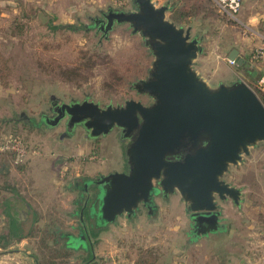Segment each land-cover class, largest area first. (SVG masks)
Wrapping results in <instances>:
<instances>
[{"label": "rangeland", "instance_id": "rangeland-1", "mask_svg": "<svg viewBox=\"0 0 264 264\" xmlns=\"http://www.w3.org/2000/svg\"><path fill=\"white\" fill-rule=\"evenodd\" d=\"M164 2L188 11L187 22L181 26L190 27L191 36L199 40L200 58L205 62L198 69L209 73V81L224 72L238 75L262 96L258 91L264 89L257 82L264 77V58L256 60L253 55L264 47V0H242L237 21L222 14L214 0L156 1ZM131 9V0H0V55L8 75L7 84H0V141L16 136L34 151L24 159L33 157L30 164L12 168L10 155L0 156V213L14 205L13 195L36 209V214L30 210L32 224L25 226L23 237L10 233L11 221L4 217L0 234L8 235L13 243L7 250L22 251L16 254L20 264L26 263L27 254L32 256L28 264H129L127 254L137 248L154 250L157 264H264L261 192L258 205L249 195L237 208L217 201L219 232L198 237L178 194L155 197L150 213L140 206L131 219L123 214L103 229L84 216L89 237H100L98 251L89 255L68 249L67 258L57 256L65 252L66 237L86 244L78 234L84 199L79 190L89 180L109 174L103 161L114 159V140L120 134L114 129L109 136L90 139L77 126L71 136L64 119L52 124L56 115L50 108L53 101L57 105L89 101L101 108L122 106L128 100L151 103L134 88L147 77L152 61L141 38L131 34L125 24L109 31L106 23L91 25L94 20L102 22L101 14L109 10ZM250 14H256V19L247 17ZM167 17L170 20L169 14ZM233 49L238 51L237 59L229 62L227 56ZM238 59L259 78L241 77L245 67L238 65ZM43 116L47 124L42 122ZM54 173L58 179L52 186L48 180ZM89 193L91 200L94 191ZM8 261L10 258L3 257L0 264Z\"/></svg>", "mask_w": 264, "mask_h": 264}, {"label": "water", "instance_id": "water-1", "mask_svg": "<svg viewBox=\"0 0 264 264\" xmlns=\"http://www.w3.org/2000/svg\"><path fill=\"white\" fill-rule=\"evenodd\" d=\"M131 3L130 11L109 10L102 17L107 31L127 25L151 54L147 77L134 84L151 103L128 100L105 108L89 101L62 104L52 124L64 119L68 129L79 126L89 138L118 129L125 141L127 171L109 173L96 182L99 225L134 215L159 193H177L188 212L212 221L217 229V201L238 206L242 196L224 177L251 149L264 144V105L241 80L211 85L197 73L202 46L190 27L168 19L167 4ZM237 55L233 49L227 59L233 62Z\"/></svg>", "mask_w": 264, "mask_h": 264}, {"label": "crops", "instance_id": "crops-1", "mask_svg": "<svg viewBox=\"0 0 264 264\" xmlns=\"http://www.w3.org/2000/svg\"><path fill=\"white\" fill-rule=\"evenodd\" d=\"M152 1L156 5H164V4L169 5L170 10H169L168 14H170V11L172 10L173 6L172 5L170 6V4H168V2H164L162 4L161 3L157 4L156 3L157 0H152ZM247 17H250L251 20L253 21L256 19L257 15L256 14H250V16L247 15ZM176 25L181 26L179 24H176ZM237 53H238V51H237ZM204 62L205 61L202 60L200 58V55H199V57L197 58V60L195 62V69H196L197 73L202 78H204L209 84H211V85H217L219 83L230 84L234 80H240V78L238 79V77H237L238 75H229V73L224 72V73H221L222 77L215 80L214 82H211V81H209V79H210L209 73L204 74L203 72H201L198 69V66L200 65L202 67ZM238 65H243V64L241 62V63H238ZM211 67L214 70L213 72L217 71V73H218V69H217V67L215 68V65H211ZM245 69H248V68L245 67ZM247 71H249V69ZM242 72H243V74H241V72L239 74L241 77L243 75H244L243 78L249 77V72L246 73L244 69ZM249 78H251V77H249ZM258 78H259V75H256V77L254 79L257 80ZM106 136H109V134ZM114 141H116L115 150H114L115 157L113 160L107 159L105 164H104L105 161H103V165H102L103 168L105 167V169L110 168L111 173L112 172H121L123 169V166H125V156H124V151H123L124 144L120 139H116ZM30 158H28L26 161H24V163H22L21 165L25 166L27 164H30L33 157L31 159ZM15 165H17V164L14 163V159L12 158V160H11V158H10L9 166H11V168H12V166H15ZM99 170H100V168H99ZM263 171H264V144H260V145H258L255 148L250 150L249 155L243 159V163L241 165H239L237 167L230 168L229 173H228L227 178H226V181L229 182L231 185L241 189V191H242L241 201H242V199H244V196L249 195V197L251 198V201L252 202L257 201V205H258V202H260V200H261L260 199V192H261V195L264 194L262 191V190H264V176H263L264 174H263ZM52 173H53V171H52ZM56 173H54V175L52 174V177H50L49 178L50 180H48V182L50 184H52V186L56 185V183H57L58 178H57ZM0 184H2V183H0ZM11 189H14V187L11 186ZM2 190H3V188L0 187V192H2ZM12 195H13V193L11 194V196ZM11 201L13 203L15 202L14 205H12L11 207H7V208L5 207L4 208V211H5L4 214L0 213V224H2L6 220L4 217L7 215V217L11 221V224L14 223V224H16V226H23V224L19 223L20 220L24 217L21 212H26L28 214V219H30L29 225L32 224V219H33L34 215L32 214V212L30 210H32L36 214V209L31 208L30 204L25 203L24 199L22 197H20L19 195L18 196L13 195V199H11ZM225 204L231 205L235 208H237L239 206V205L238 206L233 205L230 201H226ZM262 204H263V201H262ZM223 207H224V205H223ZM16 213L19 214V216H17ZM19 218H21V219H19ZM10 233H12V235L14 234L13 232H10ZM10 236H11V234H10ZM8 238H9L8 235L6 237H4L2 234H0V254H3V253L5 254V255L0 256V259H2L3 257H7V258H10V261H8L7 264H20L19 260H18L20 257H16V254H18V253L21 254L22 251H20V250H12V251L7 250L8 248H12L11 245L13 244L11 242H10L11 244L9 243ZM99 241H100L99 235H94L92 237V240H91L92 250H95L96 249L95 247H98L97 245H98ZM95 251H98V250H95ZM30 257H32V256L27 254L26 258H25L26 263H22V264H28L27 262H29V259L32 260ZM32 264H34V263H32ZM129 264H132V262L130 260H129Z\"/></svg>", "mask_w": 264, "mask_h": 264}, {"label": "flooded vegetation", "instance_id": "flooded-vegetation-1", "mask_svg": "<svg viewBox=\"0 0 264 264\" xmlns=\"http://www.w3.org/2000/svg\"><path fill=\"white\" fill-rule=\"evenodd\" d=\"M101 20H102L101 23H97L98 27L102 26L103 24H105V20H104V17H102V14H101ZM92 23L94 24L95 21H92ZM99 30L105 35L106 32L103 29L101 30V28H99ZM61 105L62 104L57 105L55 101L52 102V106H51L50 110L53 112L54 116L56 115V110L59 109V107ZM41 120H42V122L47 124L46 118L44 116L41 117ZM65 128H66L67 131L71 132V130L68 129L67 126H66V121H65ZM75 129L76 128H74V130ZM74 130L72 132H74ZM70 135L72 136L73 133L70 134ZM86 137H88V135ZM100 137H98V138H100ZM90 139H96V138H90ZM117 139H120L123 142V144H124L123 151H124V156H125V142H124V140L121 139L120 135H119V137ZM127 168H128V166H127V160H126V156H125V166H123V169H122L121 172H126ZM227 175L224 177L225 180L227 178ZM97 180L98 179L89 180L90 184L89 185L88 184L87 185L84 184L83 188H80V190H79V191H81L80 194H81L82 197H84V199H83L82 204L80 205V213H79V220H80V224L79 225L80 226H79L78 234L83 236V239H85L86 244L85 243L83 244L82 240H78V241L71 240V241H69L68 237H66L67 242H65L66 245H68L70 249L82 252L83 254L87 253L89 255H91V252L93 251L92 250V244H91L92 236L89 237V234H88L87 227H86V224L84 222V219H83L84 217L83 216H86L92 223L94 221H97V217H96V214H95L96 208H94V205H95L94 203L95 202H96V206H97L98 194L100 192V186L96 183ZM157 185H158V183L154 182V186L158 187ZM91 189H92V191H94V194L91 195L92 198L90 200L89 191ZM82 194H84V195H82ZM175 194H177V193H173V194H169V195H163L162 193H159L156 196H154V198L158 197V196L161 197V198H166L167 196H174ZM152 204H153V201H152ZM152 204L150 206H147V205L146 206L140 205V206H142L143 208L147 209V211L150 213L152 211V209H151L152 208ZM217 206H218V204H217ZM187 207H188V205H186V211H187ZM217 211L219 212V215H220L219 206L217 207ZM219 215H218V218H217V222H218V226L220 227V221H219L220 217H219ZM17 216H19V214H17ZM134 216H135V213H134V215H131L128 218L131 219ZM189 217H190V220H191L192 232H194V235L196 237L210 235V234H215V233L219 232V227L218 226H217L218 227L217 229L213 228L214 224H213L212 221L205 220L201 216H194V214L191 213V212H189ZM195 236H193V237L196 238Z\"/></svg>", "mask_w": 264, "mask_h": 264}, {"label": "trees", "instance_id": "trees-1", "mask_svg": "<svg viewBox=\"0 0 264 264\" xmlns=\"http://www.w3.org/2000/svg\"><path fill=\"white\" fill-rule=\"evenodd\" d=\"M183 7L182 6H176V7H173L172 10L170 11V14H169V17H170V20L174 23V24H179V25H182L183 23H186V19L187 17L189 16L188 14V11L186 9H182ZM92 26H97L96 23H91ZM59 28H66V29H70L69 26H61ZM252 58V57H251ZM249 65H241V67H246L248 68ZM248 69H245V72L248 73L249 72V77H251V79L254 80V77H256V73L254 71H247ZM7 68H6V64H5V60L4 58L0 55V84L5 86L7 83H6V79H7ZM264 89V88H263ZM260 94H262V98L259 97L258 95V98L259 100L262 102V104L264 105V91H258ZM263 92V93H262ZM3 153H0V156H3L2 155ZM7 154V153H6ZM10 155V158L12 160V158L14 159L13 155L9 154ZM94 208H96V202L94 203ZM22 215L24 216L22 219L20 220V224H23V226H16V224L14 223H10V226L8 229L10 230V232H13L14 234H17V235H20V236H25L24 235V229H25V226H29V220L28 219V214L26 212H21ZM95 224L96 227H98L99 229H103L104 226H101L97 223V221H94L93 222ZM97 228V229H98ZM53 242H56V240L52 239ZM62 248V247H60ZM72 250L69 248L68 245H66V243H64L63 245V248L62 250H65L64 253H61V254H58L57 256L58 257H61V258H67L69 256V253L68 251L69 250ZM127 258L132 262V264H157V256L155 255V252L154 250H142V249H132L128 254H127Z\"/></svg>", "mask_w": 264, "mask_h": 264}, {"label": "built area", "instance_id": "built-area-1", "mask_svg": "<svg viewBox=\"0 0 264 264\" xmlns=\"http://www.w3.org/2000/svg\"><path fill=\"white\" fill-rule=\"evenodd\" d=\"M214 2L222 14L226 15L232 21H237L236 17L241 9L242 0H214ZM263 58L264 47L255 51V54L253 55V59L256 60ZM257 86L260 89L264 88V77H261L258 80ZM0 153L13 155L14 163L20 164L24 162L27 155L30 153L33 154L34 151H30V149L18 137L9 136L3 141H0Z\"/></svg>", "mask_w": 264, "mask_h": 264}]
</instances>
